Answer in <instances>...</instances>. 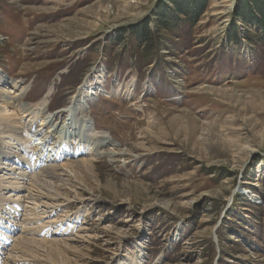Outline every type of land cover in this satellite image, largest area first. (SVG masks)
<instances>
[{"label": "rangeland", "instance_id": "rangeland-1", "mask_svg": "<svg viewBox=\"0 0 264 264\" xmlns=\"http://www.w3.org/2000/svg\"><path fill=\"white\" fill-rule=\"evenodd\" d=\"M155 1L0 0V91L49 112L95 73L85 115L109 140L94 156L68 146L51 177L30 167L42 140L23 113L0 115V264H264L260 31L234 17L241 0H207L176 34L153 19L145 51L126 30Z\"/></svg>", "mask_w": 264, "mask_h": 264}, {"label": "bare ground", "instance_id": "bare-ground-1", "mask_svg": "<svg viewBox=\"0 0 264 264\" xmlns=\"http://www.w3.org/2000/svg\"><path fill=\"white\" fill-rule=\"evenodd\" d=\"M223 27V26H222ZM95 73H92L91 75H88L85 77V79L82 82V86H81V90L79 89V92L72 95L70 97V100L67 104L61 106L59 109H56L54 111H50V112H45L43 114H41V112L43 111L42 108H38L37 106H44L46 103V99L44 98L41 103L39 105L37 104H33L30 102H24V103H19L18 105L14 104V101L17 99V97H19V95H22V92L20 90V92L18 94L9 96L6 92V89H1L0 91V108L4 109L0 115L4 114L5 112L8 114H6L7 116H13V110L15 108V110L21 114L23 113V115L25 116V118H27V122H26V127L31 130L32 135H36L39 137L40 140H42V145L39 146L38 144H41V142H37V145L33 146L32 144V149L31 152L32 154H28L27 157L30 158V164H31V168L33 169H37L38 171H42V173L45 174H54V171H49L47 169L48 166H52L53 162L55 161L56 157H60L61 152L64 151H70L71 155H75V154H82V153H87L90 154V150H92V155L94 156L97 151H95L97 148H99L100 146H103L104 144H106L107 142H109L108 139L105 138H99L100 135L98 132L93 130V123L91 121L90 118H88L85 115V108H86V102L88 99H93L95 97V85L96 83H98V79L97 77L94 75ZM13 84V83H12ZM16 84V83H15ZM131 85H128V87H126L125 91L131 92L132 89L130 87ZM97 91V89L95 90ZM25 93V92H24ZM27 99V98H24ZM20 102V101H19ZM38 108V109H37ZM10 110L12 112H10ZM78 113H81V116L78 117ZM41 115V116H40ZM40 118V122L39 124H37L36 128L34 127V121L37 118ZM58 119L61 120H65L63 122H59ZM24 120V119H23ZM26 121V120H25ZM27 132V131H26ZM104 133V132H103ZM109 137V136H108ZM36 139V138H35ZM50 146L51 150H49V148H46V146ZM72 146V148H76V152L77 153H73V151L75 150H70L68 146ZM29 151V150H28ZM89 152V153H88ZM122 152V151H120ZM100 153H105V152H100ZM114 153V152H112ZM116 153V152H115ZM12 154V153H10ZM10 154L8 153L7 156H10ZM55 154V155H54ZM108 154V153H107ZM18 156V155H17ZM81 156V155H80ZM79 159V158H78ZM85 159V158H84ZM83 161H87L88 160H83ZM73 162V161H72ZM71 162V163H72ZM81 162V161H80ZM118 162V161H117ZM76 163V162H75ZM89 165H90V160H89ZM84 164V163H83ZM76 165V164H75ZM92 165V164H91ZM84 166V165H83ZM15 166H13L12 168H14ZM66 167H68L66 165ZM88 167V166H87ZM53 168V167H52ZM62 168V167H61ZM69 168V167H68ZM71 168H72V164H71ZM80 168V167H79ZM86 168V167H85ZM90 168V167H89ZM93 168V167H92ZM81 169V168H80ZM65 170V169H64ZM73 170V169H72ZM82 170V169H81ZM86 170V169H85ZM88 170V169H87ZM90 170V169H89ZM22 171V170H21ZM25 172V171H24ZM21 173V172H20ZM38 173V172H36ZM76 173V172H75ZM73 173V174H75ZM64 174V173H63ZM24 175V174H23ZM34 175H36L34 173ZM60 175V174H58ZM63 176V175H62ZM75 176V175H74ZM45 177V176H44ZM55 178V177H54ZM62 178V177H60ZM59 178V179H60ZM65 178V177H64ZM51 179V178H50ZM36 179H34L35 181ZM68 180V178H67ZM42 181V180H41ZM12 182V181H11ZM40 182V180H39ZM43 182V181H42ZM47 185V182L44 181ZM43 182V183H44ZM38 183V181H37ZM28 184L30 187V189L27 190H31V187H35L34 186V182L33 180H29ZM49 184V182H48ZM37 185V184H35ZM42 185V183L40 184ZM44 185V184H43ZM44 185V186H46ZM49 186V185H47ZM38 187H36V193L39 192V190L37 189ZM43 188V187H41ZM49 188V187H48ZM46 189V188H45ZM38 190V191H37ZM42 190V189H41ZM47 190V189H46ZM54 190V189H53ZM32 191V190H31ZM35 191V190H34ZM45 192V191H44ZM42 193V195L45 196V193ZM47 192V191H46ZM48 193V192H47ZM46 193V198L47 199H53L55 200V196L51 195V194H47ZM39 195V194H38ZM27 196V195H26ZM25 196V197H26ZM24 197V198H25ZM37 197V196H36ZM45 203V202H44ZM38 205V204H37ZM39 206V205H38ZM1 207V205H0ZM13 208V207H12ZM10 208H7V210H9ZM31 209V208H30ZM49 212V211H48ZM35 215V214H34ZM27 216V215H26ZM30 216V214H29ZM33 216V215H32ZM24 218V217H23ZM22 218V219H23ZM36 218V217H35ZM33 217V219H35ZM31 217H26L23 219V221L27 222L26 224H28L29 222H31ZM37 220V218L35 219ZM1 222V221H0ZM38 222V221H37ZM36 223V222H34ZM40 225V224H39ZM34 226V225H32ZM42 226V225H41ZM45 226V225H44ZM37 227V226H36ZM38 228L35 227H30L27 225H24L22 228H20L21 231L23 232H29L31 233V231L35 232L34 230H36ZM37 232V231H36ZM36 234V233H35ZM1 235V234H0ZM19 237V236H18ZM13 238V237H12ZM34 239V237H31ZM36 238V237H35ZM16 239V238H15ZM22 239V238H21ZM25 239V238H24ZM32 241H36L37 239H34ZM23 240V239H22ZM31 240V239H30ZM29 240V242H30ZM40 240V239H39ZM43 240V239H41ZM40 240V241H41ZM69 240V239H68ZM18 241V240H17ZM49 241V240H48ZM20 242V241H19ZM18 242V243H19ZM24 242V241H22ZM26 242V241H25ZM38 241H36L35 243H37ZM63 242V241H62ZM66 242V240H65ZM64 242V243H65ZM28 243V240L27 242ZM50 243V242H49ZM56 243V241H55ZM61 243V242H60ZM67 243V242H66ZM31 244V243H30ZM33 244V243H32ZM31 244V246H32ZM38 244V243H37ZM59 244V243H58ZM34 245V244H33ZM52 244L50 243L49 246H51ZM64 245V244H63ZM15 246V245H14ZM26 246V245H25ZM36 246V245H34ZM32 246V247H34ZM40 246V245H38ZM47 246V245H46ZM56 246V245H55ZM53 246V247H55ZM59 246V245H57ZM65 246V245H64ZM16 247V246H15ZM14 247V248H15ZM24 247V245H23ZM28 247V246H27ZM27 247H24L25 249H27ZM32 247H29L31 249H33ZM41 247V246H40ZM48 247V246H47ZM46 247V248H47ZM67 247V246H66ZM63 247V248H66ZM13 248V249H14ZM28 248V249H29ZM39 248V247H38ZM12 249V248H11ZM30 249V250H31ZM40 249V248H39ZM48 249V248H47ZM57 249V248H55ZM62 249V248H60ZM15 250H17L15 248ZM35 251V249H33ZM13 251V250H12ZM27 251V250H26ZM40 251V250H39ZM46 251V250H45ZM48 251V250H47ZM56 251V250H55ZM11 252V251H10ZM24 252V251H23ZM28 252V251H27ZM31 252V251H30ZM29 252V253H30ZM51 252V251H50ZM54 254V253H53ZM52 254V255H53ZM28 256V255H27ZM26 256V257H27ZM13 259V258H12ZM14 262V261H13ZM53 263V262H51Z\"/></svg>", "mask_w": 264, "mask_h": 264}, {"label": "trees", "instance_id": "trees-1", "mask_svg": "<svg viewBox=\"0 0 264 264\" xmlns=\"http://www.w3.org/2000/svg\"><path fill=\"white\" fill-rule=\"evenodd\" d=\"M207 0H156L154 3V17L150 20V13L140 23L130 26L126 32L136 42V45L148 51L155 45L154 30L164 29L171 34H176L183 24L193 25L198 20L199 16L206 8ZM238 11H236L234 17L239 18L242 22L247 24L252 23L259 29V33H256L258 40L264 44V0H241L238 5ZM150 16V17H149ZM155 20L156 28L153 30L150 28V23ZM152 21V22H151ZM153 26V24H152ZM233 22V31L230 32L229 38H237V29ZM245 38L248 35L245 34ZM118 39V38H117ZM142 56V55H141ZM140 56V57H141ZM139 57V60L141 58ZM142 59L145 60V58Z\"/></svg>", "mask_w": 264, "mask_h": 264}]
</instances>
